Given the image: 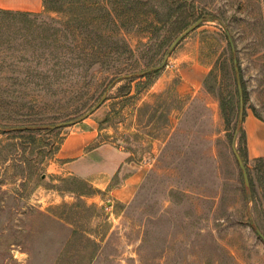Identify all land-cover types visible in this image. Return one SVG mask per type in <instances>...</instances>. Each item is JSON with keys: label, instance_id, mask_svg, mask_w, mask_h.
<instances>
[{"label": "rangeland", "instance_id": "1", "mask_svg": "<svg viewBox=\"0 0 264 264\" xmlns=\"http://www.w3.org/2000/svg\"><path fill=\"white\" fill-rule=\"evenodd\" d=\"M140 1L0 13V264H264V156H248L244 127L249 112L264 122V0H177L171 17L173 0ZM104 29L135 50L120 69L152 70L170 51L146 88L134 81V96H122L126 79L104 90L118 66L77 60ZM86 119L142 168L130 200L111 193L126 169L104 188L56 157Z\"/></svg>", "mask_w": 264, "mask_h": 264}, {"label": "crops", "instance_id": "2", "mask_svg": "<svg viewBox=\"0 0 264 264\" xmlns=\"http://www.w3.org/2000/svg\"><path fill=\"white\" fill-rule=\"evenodd\" d=\"M44 0H0V8L13 11L41 12ZM247 132V152L250 158L264 156V122L249 112L244 121ZM101 130L96 121L86 119L79 130L67 132L56 157L63 161L62 168L68 174L82 178L89 177L104 188L108 187L117 173L124 169L127 174L119 186L111 193L125 202L134 195L143 170L128 161V153L121 150L115 142L101 140Z\"/></svg>", "mask_w": 264, "mask_h": 264}, {"label": "trees", "instance_id": "3", "mask_svg": "<svg viewBox=\"0 0 264 264\" xmlns=\"http://www.w3.org/2000/svg\"><path fill=\"white\" fill-rule=\"evenodd\" d=\"M45 1V0H44ZM138 2H141L140 0H138ZM177 0H173L172 4H171V8L169 9V14H167L168 17L173 16V14L175 12H177L178 10V4L176 3ZM108 4V3H107ZM124 4H128V2H125ZM106 11L109 12L110 8L109 6L105 7ZM129 10V9H128ZM154 13L159 16V13L155 10H153ZM0 13H13L16 15H22V14H30L29 12H24V11H13V10H6V9H1L0 8ZM155 15V18H156ZM81 22L78 21V25ZM164 24V20L161 18L156 19V24L154 25V29L155 32L156 31H160L161 28H164V25H160V24ZM122 31L126 30L123 29V27H121ZM114 30V29H113ZM103 33L108 34L109 36H107L106 39H103V36L100 35L101 38H99V35L96 38H92V40H84L82 41L81 44H85V50H90L89 53H86L84 55V57L81 55L79 57H77V60H80L81 63L87 64V67H100L104 66V68H109L110 66H118L116 67L115 71H117L116 73L112 74V77L109 79V82L107 83L108 85H106L105 89H108V87L110 85L114 86L116 85L119 81L126 79V85L129 87V90L127 92V94L122 95L127 96L128 94L129 97L130 96H134V94L132 95V86L135 80L137 81V88H146L148 86V83H150V78L152 76H154L156 73L159 72V70L155 69V70H148V68H138V67H134V63H123V66L120 69V64H118V62L120 61V56L122 54H126L128 52H131V54H134L135 50L132 49V46L130 44L127 43H123V44H119L118 42H114L113 40V33L111 31H107L104 29ZM157 33V32H156ZM113 34V35H111ZM103 35V34H102ZM154 34H152V36H154ZM148 44L147 43H142L143 46H146ZM79 45V46H80ZM120 53V54H119ZM150 68V67H149ZM100 70V69H98ZM97 70V71H98ZM215 70V69H214ZM212 75V73L210 74V76ZM209 77V76H208ZM242 127V121L240 120V118H237L235 121V129L240 130V128ZM245 160V159H244Z\"/></svg>", "mask_w": 264, "mask_h": 264}, {"label": "water", "instance_id": "4", "mask_svg": "<svg viewBox=\"0 0 264 264\" xmlns=\"http://www.w3.org/2000/svg\"><path fill=\"white\" fill-rule=\"evenodd\" d=\"M202 22V19H199L197 20L193 25H191L187 30H185L183 33H181L177 38L176 40L172 43L171 47H170V51L173 50V48L183 39L185 38L189 33H191L193 30H195L199 25L200 23ZM229 37H230V42L232 43L233 45V49L235 50V47H234V42L232 40V37L231 35L229 34ZM170 51L167 53V55L165 56L164 60H163V63L160 65V66H157V67H154L153 69H159L161 68L162 66L165 65L166 61H167V58L169 56V53ZM237 62H238V59L235 58L234 59V63H235V69L237 71V80H238V87H239V93H240V120L242 121L243 120V116H244V112H245V97H244V91H243V87H242V83H241V75H240V72H239V67L237 65ZM106 99V95L103 96V98L99 101V103H97V105H95L87 114H91L93 113V111H95L96 109H98L102 103L105 101ZM235 154H236V157L238 159V162L239 164L241 165L243 171H244V176H245V180H246V183L248 184L249 183V176H248V171L246 169V166H245V163L243 161V158L241 156V154L238 152V150L235 148ZM259 234L261 235V237L264 239V234L259 231Z\"/></svg>", "mask_w": 264, "mask_h": 264}]
</instances>
